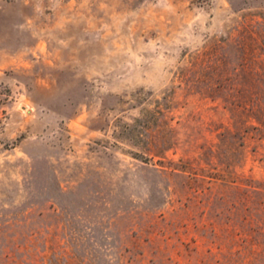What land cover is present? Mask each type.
Returning a JSON list of instances; mask_svg holds the SVG:
<instances>
[{"label":"rangeland","instance_id":"rangeland-1","mask_svg":"<svg viewBox=\"0 0 264 264\" xmlns=\"http://www.w3.org/2000/svg\"><path fill=\"white\" fill-rule=\"evenodd\" d=\"M0 264H264V0H0Z\"/></svg>","mask_w":264,"mask_h":264}]
</instances>
